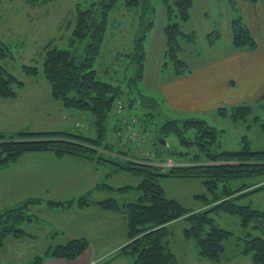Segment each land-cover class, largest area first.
I'll use <instances>...</instances> for the list:
<instances>
[{
	"label": "trees",
	"instance_id": "16d2710c",
	"mask_svg": "<svg viewBox=\"0 0 264 264\" xmlns=\"http://www.w3.org/2000/svg\"><path fill=\"white\" fill-rule=\"evenodd\" d=\"M121 2L122 0L94 1L85 11L79 10L77 25L71 38V49L52 47L47 48L44 54L43 73L50 84L53 98L67 109L92 113L98 136L90 137L76 131L21 130L9 136L0 134V171L18 161L24 154L50 152L58 157L71 156L95 161L99 165L111 164L139 177L141 182L136 187L128 186L114 190L105 182L99 187L110 193L136 190L138 199L135 202L121 203L114 197L103 200L82 197L78 203L80 207L98 206L106 211L118 213L125 220L129 241L117 256L109 261L131 257L132 264H178L170 246L174 237L170 225L177 220H185L187 225L183 235L192 244L194 255L198 259L221 263L244 255L250 256L254 264H264V210L241 204L246 197L264 190V149H252L247 137L244 138V145L240 150L215 152L216 145L220 143V132L209 126L206 121L170 120L162 125L159 130L161 136H158L161 138L175 136L180 148L166 150L156 143L154 154L158 157H173L176 161L186 162L187 165L164 171L160 167L146 163L137 164L130 161L118 163L101 153L105 150L102 145L105 143L106 121L116 111L118 101L123 104L122 97L125 93L121 84L115 86L98 78L96 63L102 55L108 33L110 11ZM122 3L129 9H141L137 34L132 38L134 50L122 55L134 66V75L129 82V88L133 90L135 86L132 82L138 85L145 77V42L154 27L156 9L150 0H123ZM193 5V0L165 1L167 16L171 20L177 17L188 22ZM232 32V43L236 49L256 48L255 39L241 18L233 20ZM164 35L166 57L169 59L166 64L170 62L173 65L175 77L192 72L186 61L179 57V53L183 50L181 39L195 42V33L185 34L178 23L169 22L164 28ZM88 39L83 53H78V50L72 51L75 42ZM214 43L215 39L211 44ZM12 61H15V57L10 45L0 39V99L16 97L25 85L24 81L18 79L9 69L8 62ZM107 69L109 68H105L103 73H107ZM22 70L28 76L36 77L39 74L37 66L23 65ZM149 101L151 103L148 105L154 109L159 106L156 99ZM262 102L264 98L260 100V104ZM229 112L234 121L246 122L252 114V105L232 106L230 111L227 108L218 109L219 115L223 117ZM149 115L155 116L151 113ZM254 120L259 122V117H255ZM116 128L121 133V126ZM143 130L148 133V129ZM120 153L127 155V152ZM162 179L200 180L204 192L195 195L194 198L202 205L201 209H190L177 199L168 198L160 182ZM239 181L244 183L236 186V182ZM68 204L54 202L57 207L67 208L71 202ZM24 209L25 207L22 210H8L1 215L0 247L10 235L14 237L28 235L24 229L18 227L19 223L25 222ZM219 213L238 216L244 231V235L238 237L240 242L236 248L229 253L226 252L225 242L233 236V232L216 223L213 215ZM89 247L88 240L73 239L54 248L51 256L74 260ZM40 263H43L42 258L38 259V264Z\"/></svg>",
	"mask_w": 264,
	"mask_h": 264
},
{
	"label": "rangeland",
	"instance_id": "374dc122",
	"mask_svg": "<svg viewBox=\"0 0 264 264\" xmlns=\"http://www.w3.org/2000/svg\"><path fill=\"white\" fill-rule=\"evenodd\" d=\"M94 1L100 0H39L38 2L34 0H0V39L10 45L15 57V61L8 62V67L18 79L25 80L28 75L23 73L22 66H37L39 68V77L35 79L44 81V83H40L41 85L39 86H41L40 88H44L47 104L49 103V97L52 91L49 92L51 88L49 90L46 89L50 87V84L45 81L46 79H44L43 73L44 54L46 49L52 47L71 49V38L74 28L77 25L79 10L85 11ZM150 1L155 7L156 12L154 27L149 32L145 42V77L138 85L132 82L135 86L133 90H130L129 82L134 75V66H132L133 64L131 61L124 59L125 57L122 55L134 50L132 38H135L136 36H134V34H137L141 9H129L122 5V0V2L115 9L110 11L109 14L108 33L103 46L102 55L97 60L96 68L99 72V79L111 82L115 86L121 84L125 94L122 97V101H124L123 110L115 111L106 121L105 143L102 145V147H105V150L101 153L105 157L110 158V160H114L118 163L127 161L132 163L137 162V164L146 163L148 165L160 167L164 169V171L172 167L187 165L186 162L176 161L173 157H158L154 154V145L156 143L160 144V139H164L166 142V145L160 144L163 146L162 149L176 150V148H180L178 139L175 136L161 138L159 137L161 136L159 130L162 125L170 120L182 122L187 119L204 120L209 126L220 132V143L216 145L214 149L215 152L223 150H240L244 145L245 137L250 141L252 149H264V102L260 104V100L264 97L260 100L252 98L250 100L251 102H248V104L252 105V114L246 122H236L231 118L230 112L224 117L220 116L218 113L219 108H227L230 111L232 106H229L228 103H223L222 106L214 110H176L171 108V104L167 102L163 96V92L160 90V86L164 83L162 81H168L174 78L173 65L170 62L166 64L169 59L166 57L167 46L164 28L169 22L178 23L185 34L195 33V42L189 39L188 41L185 38L181 39V47L183 50L179 53V57L186 61L189 69L194 71L205 62H211L212 59L217 56L224 59L230 57L232 53L241 51L236 49L232 43V22L238 18H241L244 24L250 29L251 35L256 42V48L248 51H259V38L263 40L264 37L261 38L262 34H259L257 38L254 31L257 29L258 33H260L261 18L258 12L260 0H193L194 5L188 22L182 21L177 17H174L172 20L169 19L165 8V1L172 2L173 0ZM93 13L97 14L94 11ZM214 39L215 43L212 45L211 42ZM87 42H89V39L82 42H75L72 51L75 52V50H78V53H83ZM229 65L230 62L226 66L229 68ZM107 67L109 68L107 69L108 72L103 73V70ZM226 75H228L227 72L224 78L221 75L218 82H222ZM31 77L33 76H30V78ZM258 79H262V81L256 80L254 83L242 82V84L245 88L256 86L261 88L264 83V74H259ZM249 92L250 89L246 93L239 94L240 92L238 90L236 93H231L227 101H233L238 105L246 104V102L242 101H247L249 99ZM142 96L144 97L142 98ZM151 99H156L159 102V106L156 107V109L148 105L151 103L149 101ZM54 102H58L60 106L64 108L66 114L73 115L76 120L74 122L70 121L72 126L63 131L81 132L90 137L98 136L94 128V117L92 113L77 112L73 109L65 108L58 100L54 99ZM206 107H212V105ZM150 113L155 114V116H150ZM255 117H259V122H255ZM7 122L9 121L7 120ZM39 124L46 126L47 121L45 119L39 120ZM116 126H121V133L117 131ZM143 129H146V131L148 129V133L144 132ZM4 135L9 136L10 134ZM108 143L110 145H106ZM120 151L127 152V155H122ZM40 153L53 154L50 152ZM22 157H20L19 160H21ZM102 167L110 171L109 178L105 181L107 184H110L114 190L128 186L136 187L141 182L139 177L120 170L117 166L105 164L102 165ZM103 181L100 184H102ZM160 182L164 186L168 198L177 199L187 208L196 210L201 209L202 205L194 198L195 195L204 192V187L200 180L162 179ZM243 183L244 181H239L236 182L235 185L240 186ZM79 184L60 191L52 190L51 194L46 195L45 198H21L10 206L0 208L1 218V215L8 210H22L23 207H25V222L22 224L19 223L18 227L24 229L28 233V235H23L21 237L10 235L6 238L4 245L0 247V264H38L39 258L43 259V263L40 264H45L46 261L49 260L68 261V259L65 258L51 256V251L57 246L64 244V241L60 242L58 239H53L48 242L46 240L40 241V238H53L52 234L54 232L51 231V226H47L43 221V219L50 218L52 212L57 215H63L62 213L71 212L74 208H76L74 210L76 211L79 210V208L91 207H80L78 203L82 197L84 199H88V197L93 198L94 192H87L75 200L68 198L71 197L72 193L76 192V189H82ZM100 184H98L95 189L99 190ZM13 188L15 189V186ZM111 194L113 195L110 197L118 199L121 203L135 202L138 199L137 191L132 189L127 193H118L114 191ZM55 197L67 198L70 200H50ZM93 200L99 199L93 198ZM54 202H63L66 204H70L71 202V204H68L69 208L57 207L54 205ZM241 204L250 205L257 210H264V190L246 197L241 201ZM94 207L104 210L98 206ZM42 208H49L54 211ZM213 217L216 223L222 228L233 232V236L225 242L226 252L229 253L233 251L240 242H238V237L244 235L240 218L225 213L214 214ZM185 222V220H177L170 225L172 226V231L175 236L173 238L177 241L183 237V231L187 225ZM117 232L118 233L114 235V239H112L111 242H103V247L109 243H111V246L116 243L120 238V227ZM97 245L100 246L101 242H98ZM121 248L96 262H90V264L111 263L116 259L112 261L109 260L115 258ZM87 251L88 250H86V252ZM176 251L180 263L188 264L189 261L185 253L179 250ZM86 252L78 258L69 261L77 260L80 264H86L88 261Z\"/></svg>",
	"mask_w": 264,
	"mask_h": 264
},
{
	"label": "crops",
	"instance_id": "0c3cea01",
	"mask_svg": "<svg viewBox=\"0 0 264 264\" xmlns=\"http://www.w3.org/2000/svg\"><path fill=\"white\" fill-rule=\"evenodd\" d=\"M258 12L261 18L260 33L257 29L254 33L257 38L259 34H262L261 38H263L264 0H260ZM258 50V52L241 50L224 59L217 56L211 62H205L201 67L188 74L180 77L174 75V78L162 81L164 83L160 86V90L167 102L171 104V108L176 110H214L222 106L223 103L235 106L238 104L227 101V98L231 93H236L238 90L241 94L250 89L249 99L242 101L246 104L251 102L252 98L260 100L264 97V83L261 88L258 86L245 88L242 84V82L262 81V79H258V75L264 74V39L260 40L259 38ZM229 62L228 68L226 65ZM226 72L228 75L225 79L218 82L220 76L222 75L224 78ZM38 77L30 78V76H26L23 80L25 85L16 97L0 99V134H15L21 130L58 132L69 129L72 126L70 121H76L73 115L66 114V111L58 102H54L51 93L47 104L44 88L39 86L44 81L36 80L35 78ZM46 89L49 90L50 87ZM209 105H212V107H206ZM42 119L47 121L46 126L39 124V120ZM109 174L110 171L107 168L102 167L95 161L70 156L58 157L48 153L27 154L21 160L8 165L1 171L0 208L10 206L21 198H45L46 195L51 194L52 190H64L79 183L82 189H76V192L68 198L75 200L87 192H94L93 198L103 200L113 194L107 190L95 188L103 180H108ZM105 183L107 182L105 181ZM70 199L55 197L50 200L67 201ZM42 209L54 211L49 208ZM75 209H72L71 212H64L63 215L52 212L50 218L43 219L47 226H51V231L54 233L52 234L53 238L42 237L40 241L50 242L53 239H58L60 242L64 241L63 243H65L73 239H86L90 243V247L86 252L88 257L86 264L109 256L128 241L127 225L120 214L107 212L94 206L79 208V210L74 211ZM119 227L120 238L114 245L111 246V243H109L103 247V242H111L114 239ZM98 242H101L100 246L97 245ZM170 246L177 257L178 264L181 263L176 250L185 253L189 261L188 264H254L250 256L244 255L237 256L232 261L221 263L198 259L194 255L192 244L185 239L184 235L178 241L173 238ZM132 261L131 257H120L109 264H132ZM45 264L80 263L77 260H49Z\"/></svg>",
	"mask_w": 264,
	"mask_h": 264
},
{
	"label": "water",
	"instance_id": "95a60500",
	"mask_svg": "<svg viewBox=\"0 0 264 264\" xmlns=\"http://www.w3.org/2000/svg\"><path fill=\"white\" fill-rule=\"evenodd\" d=\"M159 143L162 145H166V142L164 141V139H160Z\"/></svg>",
	"mask_w": 264,
	"mask_h": 264
},
{
	"label": "built area",
	"instance_id": "2783aa9c",
	"mask_svg": "<svg viewBox=\"0 0 264 264\" xmlns=\"http://www.w3.org/2000/svg\"><path fill=\"white\" fill-rule=\"evenodd\" d=\"M117 108H118L119 110H121V109H122V104H121V102H119V103H118V106H117Z\"/></svg>",
	"mask_w": 264,
	"mask_h": 264
}]
</instances>
